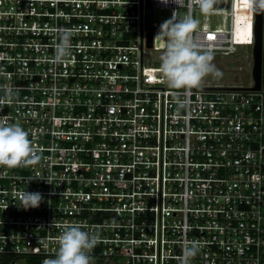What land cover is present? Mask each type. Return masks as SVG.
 <instances>
[{"label":"built area","instance_id":"2783aa9c","mask_svg":"<svg viewBox=\"0 0 264 264\" xmlns=\"http://www.w3.org/2000/svg\"><path fill=\"white\" fill-rule=\"evenodd\" d=\"M246 1L213 7L220 20L198 21V42L234 53L249 13L252 49L255 0ZM175 9L171 0H0V117L20 124L40 156L0 166V254L11 264L54 258L66 224L98 237L91 264H179L191 241L200 246L191 264H264V11L260 88L251 65L246 85L185 93L144 60L162 46L161 21L147 20ZM63 31L70 54L56 63ZM21 190L41 193L40 206H19Z\"/></svg>","mask_w":264,"mask_h":264},{"label":"clouds","instance_id":"9594fccd","mask_svg":"<svg viewBox=\"0 0 264 264\" xmlns=\"http://www.w3.org/2000/svg\"><path fill=\"white\" fill-rule=\"evenodd\" d=\"M168 4L170 0H161ZM178 5L172 17L165 20L155 36L156 40H166V47L160 56V72L166 78L168 86L176 90H187L198 87L202 80L211 75L219 77L222 73L213 63L214 52L196 39L198 20L192 14V7L208 14L215 0H188V11L183 15L179 9L185 7L184 0H171ZM257 7L264 9V0H256ZM71 33L63 31L58 35L55 57L56 63L65 62L70 54ZM5 95L11 99V92L5 89ZM179 99V97H177ZM186 94L180 100L177 111L187 106ZM3 99H0V104ZM40 156L29 139V133L18 123H9L6 117H0V166L16 168L28 167L39 162ZM40 178V177H39ZM43 179V178H41ZM19 206L28 210L38 208L43 201L39 192L21 190L16 194ZM98 243V237L89 231L82 230L79 225L66 224L57 238L58 248L54 258L44 264H91L90 253ZM200 251L197 242L191 241L182 248L179 264H191Z\"/></svg>","mask_w":264,"mask_h":264},{"label":"rangeland","instance_id":"374dc122","mask_svg":"<svg viewBox=\"0 0 264 264\" xmlns=\"http://www.w3.org/2000/svg\"><path fill=\"white\" fill-rule=\"evenodd\" d=\"M248 6L252 5L253 0H247ZM204 13H199L196 15L198 21H204L206 23L214 24L220 20V16L214 13L206 14L207 19H205ZM249 13H242L238 20V38L239 46L236 51L229 55L214 54L213 63L222 73L219 77H213L211 75L205 77L200 85L204 84H231V83H242L246 85L250 80V70L252 65L251 56V40L248 34H245V24L247 33L250 28L249 23ZM170 19L168 11H156L155 18L153 20H147V25L152 22L163 23L165 20ZM161 44L159 50H147L144 54V60L148 62L149 65L160 67V56L162 51L166 47V40H156V45ZM15 264H25V260L22 258H17Z\"/></svg>","mask_w":264,"mask_h":264},{"label":"water","instance_id":"95a60500","mask_svg":"<svg viewBox=\"0 0 264 264\" xmlns=\"http://www.w3.org/2000/svg\"><path fill=\"white\" fill-rule=\"evenodd\" d=\"M229 0H217L213 7H227ZM264 9H260L257 7V3L255 0L254 3V13H255V21L253 27L254 34V43L252 46V77L254 79L255 85L252 89H259L261 83V64H262V13ZM151 33H148V46H151ZM212 88V87H210ZM219 89H239V90H247V87H217Z\"/></svg>","mask_w":264,"mask_h":264},{"label":"trees","instance_id":"16d2710c","mask_svg":"<svg viewBox=\"0 0 264 264\" xmlns=\"http://www.w3.org/2000/svg\"><path fill=\"white\" fill-rule=\"evenodd\" d=\"M15 257L7 254H0V264H11Z\"/></svg>","mask_w":264,"mask_h":264}]
</instances>
